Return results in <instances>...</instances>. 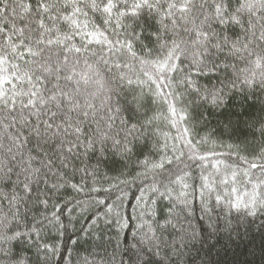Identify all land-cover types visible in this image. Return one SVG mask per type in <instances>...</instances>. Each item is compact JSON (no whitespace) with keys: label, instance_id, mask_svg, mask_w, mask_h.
I'll return each mask as SVG.
<instances>
[{"label":"snow or ice","instance_id":"obj_1","mask_svg":"<svg viewBox=\"0 0 264 264\" xmlns=\"http://www.w3.org/2000/svg\"><path fill=\"white\" fill-rule=\"evenodd\" d=\"M234 96L260 110L228 115L237 142L222 153L200 130ZM261 97L264 0H0V261L72 264L48 235L83 218L68 239L92 242L91 264H213L217 240L241 243L264 217ZM134 156V179L151 182L125 218L128 181L103 187L101 168Z\"/></svg>","mask_w":264,"mask_h":264},{"label":"trees","instance_id":"obj_2","mask_svg":"<svg viewBox=\"0 0 264 264\" xmlns=\"http://www.w3.org/2000/svg\"><path fill=\"white\" fill-rule=\"evenodd\" d=\"M201 83H206V81L201 80ZM261 99H264V97H261ZM251 103V102H249ZM243 105V108L241 107ZM154 107V106H153ZM155 110V108H154ZM260 110V103L257 101L254 106L249 107V104L244 103L240 97L234 96L229 103L228 107L224 110L223 113H220L219 111L216 112V114L211 115L209 117V123L206 128L200 130L201 135H205V133L215 129V135L212 136L211 140L209 141V147L212 146V142H215V149L218 152L222 153H228L229 144L236 143V137L232 136L230 137L227 133L223 134V123L226 121L228 115L230 113H239L241 111H246V113H251L253 116L258 114ZM151 114V113H150ZM247 114L242 116L241 119H247ZM233 119H235V116L233 115ZM161 131L167 132L169 134V137H175L178 135V132L176 129H171L163 124H161ZM161 142H163V137H159ZM241 139H243V136H241ZM248 140H253V137L251 135H247ZM256 139H259V136L257 134ZM169 145L171 146L172 140L169 139L168 141ZM127 167H122L119 163H111L109 162L107 169H105L103 166L101 168L102 175H106L108 177L107 180L101 179L100 185L103 187H108L110 183L119 181V180H127L128 183L120 184L119 188L123 190L124 193H126V197L123 200V203L121 206L117 209V211L120 212V214L125 218H131L134 215H137L140 211V208H136V197L140 195V189L144 187L145 183H150L151 180L147 182H143L141 179L134 177L136 176V172L140 171L136 165V157L134 156L130 162L126 161ZM120 172H123L124 175L121 176ZM129 172L131 175H129ZM198 175V170H197ZM191 183V181H189ZM198 186V182H197ZM240 189L243 193L244 191V185L243 181L240 183ZM179 190V189H178ZM189 196V210L192 214V222L193 224L200 227L205 232L207 231V225L208 221L206 219L201 220V203L199 199V193H193L192 189L190 188L188 190ZM118 194V193H117ZM101 196H104L105 193L101 192ZM151 193L145 191V200L148 196H150ZM112 199H115L113 196ZM111 202V200H109ZM141 207H143V202H141ZM135 208V211H134ZM222 215V214H221ZM216 216H213V220H216ZM264 217L260 218H253L251 220L248 233L244 237L243 242L241 243H226L223 238L217 240L214 249L210 252L209 259L213 262V264H264V244H262V241H264ZM65 222H67L65 220ZM223 223V221H221ZM74 225L75 230H70L64 238H61L58 236L56 229H51L50 233L48 235V242L51 243H59L61 245L62 251L64 252L65 257L68 255V249H74L72 252V264H77L78 261H82L85 258L89 261V264H91V261L96 258L98 259V256L95 254L98 250L90 247L91 241H89L88 244L84 243L83 239H79V244L72 245L71 240L68 239V237H71L72 239H78L80 236L79 229L83 226H86L83 223V218L80 219V222H78L76 219H73L72 221ZM130 225H133L135 223L134 220H129ZM131 227L126 228L123 230L122 235H126L131 238ZM85 239H87L85 237ZM34 252V249L31 252L23 253V255L31 257L32 253ZM195 255V253H193ZM0 264H4V261H0ZM58 264H65V261L63 259L59 260Z\"/></svg>","mask_w":264,"mask_h":264}]
</instances>
